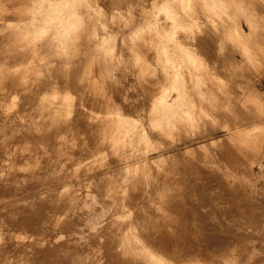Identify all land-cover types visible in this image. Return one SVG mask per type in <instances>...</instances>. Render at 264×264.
I'll list each match as a JSON object with an SVG mask.
<instances>
[{
	"label": "rangeland",
	"instance_id": "obj_1",
	"mask_svg": "<svg viewBox=\"0 0 264 264\" xmlns=\"http://www.w3.org/2000/svg\"><path fill=\"white\" fill-rule=\"evenodd\" d=\"M223 2L206 10L225 34L188 23V64L160 40L195 16L182 9L193 0H0V264H264V0ZM175 76L190 81L179 92ZM178 95L187 105H171Z\"/></svg>",
	"mask_w": 264,
	"mask_h": 264
},
{
	"label": "bare ground",
	"instance_id": "obj_2",
	"mask_svg": "<svg viewBox=\"0 0 264 264\" xmlns=\"http://www.w3.org/2000/svg\"><path fill=\"white\" fill-rule=\"evenodd\" d=\"M69 1H74V0H69ZM191 1V0H190ZM204 3V7H202V5L201 4H203ZM162 4H163V0H160V5H159V10L161 9V7H162ZM235 4H238V2H235ZM192 7L193 8H191V5H185L184 4V6H182L183 8V11L187 14V13H189V11L191 10L192 12H195V16H190L191 17V19H189V18H185V19H183V20H181V22H180V27H178V28H176V30H172L171 32L169 31V33H167L166 31L165 32H161V34H162V38H161V42L162 43H164V44H168V42H170V43H172V44H174L175 45V47L176 48H178V49H180L181 50V53H183L182 54V57H184L185 58V60H186V62H188V64H195V63H197L196 61V56L194 55V53L195 52H191V51H189V49L188 48H185L184 47V44H191V45H193V41L195 40V39H198L199 40V38H197L196 36H192V37H190L189 35H188V32H186L187 30H189L190 28H191V26H189V24L188 23H194V25L196 26V28L199 30V29H203V28H206V29H208L209 30V33H210V36H211V39L213 40V34L214 33H216V30H218V29H220L221 30V32L222 33H224L225 34V31L223 30V24H222V21H220L219 22V19H217V18H214L213 16H212V13H214V12H216V10H219V12L220 11H222V12H226V11H228V8H227V6H226V4L223 2V0H193V3H192ZM207 5V6H206ZM210 8V10L212 11V10H214L212 13L210 12H208V10H206V8ZM53 8L55 9L56 8V6L54 5L53 6ZM256 8V7H255ZM129 10V9H128ZM257 10L259 11V9H258V7H257ZM69 11H71V9H67L66 10V13H64L63 15H59V16H57V15H55V14H53V15H50V19H55V18H61L62 16H67V17H71V16H73V15H75V13H72V14H69ZM133 11V10H132ZM129 12V11H128ZM156 12V11H155ZM130 13H131V11H130ZM133 14H134V12H133ZM185 14V15H186ZM181 15V14H180ZM226 15H231V14H229V13H226ZM157 16V14L155 13L154 15H150V16H148V19H147V24H149V25H151V23H152V20L150 19V18H152V17H156ZM173 16V15H172ZM135 17H136V15H135ZM164 17V18H163ZM117 18V17H116ZM133 18V17H132ZM162 18L163 19H166V17L165 16H162ZM240 18V17H239ZM182 19V18H181ZM46 20H48V19H46ZM116 20V19H115ZM178 20H180V19H178ZM235 20V19H234ZM252 20V19H251ZM114 22V21H113ZM112 22V23H113ZM126 22H128V21H126ZM136 22H138V20L136 21ZM163 22H166V20L164 21L163 20ZM129 25H131L132 24V20H131V22L129 21ZM155 23H156V20H155ZM237 23V22H236ZM138 25V24H137ZM165 25V24H164ZM163 25V23H161V27L162 28H164L165 26ZM170 26V25H169ZM126 27V26H125ZM171 27V26H170ZM170 27H168L167 29H169ZM42 28V27H41ZM121 28V27H120ZM116 29V28H115ZM166 29V30H167ZM122 30V29H121ZM151 30V29H150ZM107 31V30H106ZM117 31V30H116ZM133 31H134V29H133ZM138 32H141L140 30L139 31H136L135 32V34H137L136 35V38H132L133 39V41H131V42H136V43H138L139 45H140V43L142 44L143 42H145L146 40H145V37L143 38V39H141V38H139V34L140 33H138ZM236 32H237V39L238 38H240V37H243V36H246L248 33H246V35H245V32L244 33H242L241 31H239V29L238 28H236ZM107 33V32H106ZM110 34V33H109ZM126 35H127V33H126ZM226 35H228V32L226 33ZM229 35H230V33H229ZM243 35V36H242ZM89 36V35H88ZM125 35H123V37H124ZM146 36V35H145ZM147 37H150V36H148L147 35ZM152 37H153V34H152ZM90 39V38H89ZM113 39V38H112ZM120 39H121V37H120ZM123 39V38H122ZM148 39V38H147ZM167 40H168V42H167ZM151 41H152V38L150 39V43H151ZM94 43V42H93ZM129 43V42H128ZM135 43V44H136ZM147 43V42H146ZM149 43V44H150ZM153 43V42H152ZM151 43V44H152ZM98 44V43H97ZM163 44V49H162V52H163V54L166 56V57H168L169 56V54L171 53V50L170 49H167L166 48V45H164ZM131 45H132V43H131ZM134 45V44H133ZM147 45V44H146ZM87 46V45H86ZM94 46V45H93ZM130 46V45H129ZM141 46V45H140ZM161 46V45H160ZM88 47L90 48V45H88ZM145 48H146V46H144ZM150 47H151V45H150ZM88 48V49H89ZM102 48V47H101ZM140 48V47H139ZM143 48V46L141 47V49ZM86 49V48H85ZM87 49V50H88ZM135 49V48H134ZM138 49V48H137ZM136 50V49H135ZM133 51V53H135L136 55H142V53H143V51H142V53L140 52V51ZM143 50V49H142ZM148 50V49H147ZM147 50H144L145 52L147 51ZM150 50V49H149ZM161 50V49H160ZM98 51V50H97ZM174 53H176V50L174 49V50H172ZM89 52V51H88ZM148 52V51H147ZM150 52V51H149ZM159 52V51H158ZM90 53H91V50H90ZM90 53H89V55H90ZM196 53H198V51H196ZM88 54V53H87ZM96 54V53H95ZM147 54V53H146ZM145 54V55H146ZM180 54V53H179ZM216 54V53H215ZM235 54V53H234ZM92 55H93V53H92ZM99 56H100V54H98ZM97 55V56H98ZM143 56V58H145L146 56ZM149 55V54H148ZM150 55H151V53H150ZM154 54H152V56H153ZM94 56H96V55H94ZM98 56V59L100 58ZM84 57V56H83ZM89 57V56H88ZM101 57H103V56H101ZM105 57H106V55H105ZM94 58V57H93ZM97 58V57H96ZM95 58V59H96ZM104 58V57H103ZM181 58V57H180ZM213 58V57H212ZM85 59V58H84ZM101 59V58H100ZM99 59V60H100ZM146 59V58H145ZM81 60V59H80ZM86 60V59H85ZM98 60V61H99ZM106 59H104V61H105ZM107 60H108V58H107ZM172 60V59H171ZM238 60V59H237ZM50 61V60H49ZM103 61V60H102ZM104 61H103V63H104ZM149 61V60H148ZM52 62H54V61H52ZM93 62V61H92ZM100 62H101V60H100ZM99 62V63H100ZM107 62V61H106ZM105 62V63H106ZM154 62V61H153ZM202 62V61H201ZM211 63V62H210ZM55 64V63H54ZM54 64H52V66L54 65ZM60 64V63H59ZM66 64V63H65ZM86 64V63H85ZM84 64V65H85ZM96 64V63H95ZM97 64H98V62H97ZM104 65V64H103ZM103 65H101V67L103 66ZM256 65V64H255ZM23 66V65H22ZM37 66V65H36ZM62 66V65H61ZM96 66V65H95ZM95 66H94V64H93V66L92 67H94L93 68V73L95 74V72L97 73V71H95L96 69H95ZM140 66V65H139ZM199 66V65H198ZM47 67V66H46ZM56 67H57V65H56ZM87 67V66H86ZM99 67H100V64H99ZM100 67V68H101ZM107 67H109V64H108V66ZM154 67V66H153ZM184 67V66H183ZM215 67V66H214ZM26 68V67H25ZM49 68V67H48ZM97 68H98V66H97ZM100 68H98V69H100ZM110 68V67H109ZM148 68V67H147ZM193 68V67H192ZM218 68V67H217ZM258 68H259V65H258ZM257 68V69H258ZM28 69V68H27ZM50 69V68H49ZM95 69V70H94ZM111 69V68H110ZM109 69V70H110ZM141 69V68H140ZM154 69V68H153ZM172 69V68H171ZM41 70V69H40ZM40 70H39V72H40ZM52 70V69H51ZM80 70V69H79ZM136 70V69H135ZM27 71V70H26ZM91 71V70H90ZM34 72V71H33ZM100 72V71H99ZM103 72V71H102ZM106 72H108V71H106ZM257 72V71H256ZM29 73V72H28ZM90 73H92V72H90ZM17 74V73H16ZM101 74V73H100ZM143 74V73H142ZM190 74V73H189ZM216 74V73H215ZM18 75H20V73L18 74ZM96 75V74H95ZM206 75V74H205ZM138 76V75H137ZM185 76H186V74H185ZM209 76V75H208ZM16 77V76H15ZM23 77H25V76H23ZM29 77V76H28ZM94 77V76H93ZM136 77V76H135ZM178 76H175L174 77V79H173V81H172V88H173V90H175V91H180L182 88L181 87H179L180 85V83H181V81L183 82V83H189L190 81L189 80H186L185 79V81L184 80H179L178 78H177ZM205 77H207V76H205ZM205 77H204V79H205ZM17 78V77H16ZM94 78H96V77H94ZM140 78V77H139ZM142 78V77H141ZM148 78V77H147ZM208 78V77H207ZM206 78V79H207ZM24 79V78H23ZM190 79V78H189ZM202 79V78H201ZM205 79V80H206ZM87 80V79H86ZM97 80V79H96ZM195 80V79H194ZM116 81V80H115ZM13 82H15V81H13ZM18 82V81H17ZM95 82V81H94ZM102 82V81H101ZM206 82V81H205ZM205 82H204V84H205ZM221 82V81H220ZM234 82V81H233ZM59 83V82H58ZM8 84V83H7ZM28 85V84H27ZM61 85V84H60ZM84 85V84H83ZM95 85V84H94ZM94 85H93V87H94ZM169 85V84H168ZM207 85V84H206ZM57 86V85H56ZM58 86H59V84H58ZM96 86V85H95ZM205 86V85H204ZM209 86V85H208ZM83 87V86H82ZM142 87V86H141ZM170 87V86H169ZM84 88V87H83ZM194 88V87H193ZM204 88V87H203ZM153 89V88H152ZM190 89V88H189ZM192 89V88H191ZM207 89H209L208 87H207ZM242 89V88H241ZM40 90V89H39ZM193 90V89H192ZM199 90H201V89H199ZM202 90H204V89H202ZM211 90V89H210ZM80 91V90H79ZM155 91V90H154ZM205 91H206V88H205ZM86 92V91H85ZM91 92V91H90ZM207 92V91H206ZM37 93V92H36ZM35 93V94H36ZM65 93V92H64ZM148 93V92H147ZM192 93V92H191ZM194 93V92H193ZM41 94V93H40ZM39 94V95H40ZM212 94V93H211ZM120 95V94H119ZM148 95V94H147ZM155 95V94H154ZM193 96H196V95H193ZM28 97V96H27ZM41 97V96H40ZM90 97V96H89ZM157 97V96H156ZM254 97V96H253ZM47 98H49V97H47ZM180 98H182V95H178V96H176V98H175V100H174V102L171 104L172 106H174V107H177V106H185V105H187V104H185V103H181V102H179L178 101V99H180ZM252 98V97H251ZM114 100V99H113ZM133 100V99H132ZM137 101V100H136ZM143 101V100H142ZM198 99H197V103H198ZM32 102H34V100L32 101ZM135 102V101H134ZM168 101L166 100V98L164 97V95H161L156 101H155V104H154V107H157V106H159L160 108H162V110H163V112L161 113L163 116L166 114V113H164V110L166 109V107L167 106H169V104L167 103ZM69 103H71L70 101H69ZM11 104V103H10ZM14 104V103H13ZM85 104V103H84ZM111 104V103H110ZM143 104V103H142ZM114 105V104H113ZM139 105H141V104H139ZM149 105V104H148ZM262 105V104H261ZM8 106H9V104H8ZM31 106H32V104H31ZM145 106V105H144ZM151 106V105H150ZM201 106H202V104H201ZM26 107H28V106H26ZM29 107H30V105H29ZM69 107H71V106H69ZM113 107V106H112ZM111 107V108H112ZM21 108V107H20ZM19 108V109H20ZM24 109H25V107H23ZM22 108V109H23ZM109 108V107H108ZM111 108H109V109H111ZM201 108H204V107H201ZM10 109V108H9ZM19 109H18V111L17 112H19ZM57 109V108H56ZM21 110V109H20ZM27 110V109H26ZM26 110H24V111H26ZM64 110V109H63ZM67 110V109H66ZM23 111V112H24ZM57 111V110H56ZM59 112L61 111V110H58ZM135 111V110H134ZM150 111V110H149ZM212 111V110H211ZM21 112V111H20ZM43 112H44V110H43ZM64 112V111H63ZM184 112V113H183ZM9 113V112H8ZM11 113V112H10ZM101 113V112H100ZM121 113V112H120ZM178 113H179V115H180V113H181V115H180V117H184L185 115H183V114H188L187 112H185V111H181V112H179L178 111ZM177 113V114H178ZM209 113V112H208ZM12 114V113H11ZM108 114V113H107ZM112 114H114V113H112ZM117 114H119V113H117ZM211 114H212V112H211ZM14 115V114H13ZM116 115V114H115ZM120 115V114H119ZM127 115V114H126ZM125 115V116H126ZM141 115V114H140ZM183 115V116H182ZM213 115V114H212ZM21 116H22V114H21ZM25 116V114L23 115V117ZM64 116V115H63ZM124 116V117H125ZM146 116V115H145ZM147 116H148V114H147ZM150 116V115H149ZM5 117V116H4ZM10 117H11V115H10ZM42 117H44V113H43V116ZM129 117V116H128ZM131 117V116H130ZM168 117H169V115L167 114V116H166V118H165V120L164 121H167V120H169L168 119ZM216 117V116H215ZM95 118V117H94ZM132 118V117H131ZM151 118V117H150ZM218 118V117H217ZM119 119V118H118ZM8 120V119H7ZM12 120V119H11ZM108 120V119H107ZM147 120H148V118H147ZM103 121V120H102ZM105 121V123H106V120H104ZM163 121V120H162ZM192 121V120H191ZM108 122H111V120L110 121H108ZM192 122H194V120L192 121ZM191 122V123H192ZM9 123V122H8ZM29 123V122H28ZM102 123V122H101ZM116 123V122H115ZM118 123V122H117ZM142 123V122H141ZM205 123V122H204ZM95 124V123H94ZM107 124V123H106ZM130 124V123H129ZM203 124V123H202ZM84 125V124H83ZM141 125V124H140ZM147 125V124H146ZM192 125V124H191ZM142 126V125H141ZM106 127V126H105ZM109 127V126H108ZM117 127V126H116ZM193 127V126H192ZM231 127V126H230ZM142 128H144V127H142ZM106 129V128H105ZM138 129V128H137ZM179 129H181V130H183V131H185V132H187L186 131V127L183 125V124H179ZM100 130V129H99ZM139 130V129H138ZM101 131V130H100ZM108 131V130H107ZM118 131H119V129H118ZM140 131V130H139ZM124 132V131H123ZM182 132V131H181ZM81 133V132H80ZM97 133V132H96ZM95 133V134H96ZM112 133V132H111ZM177 133V132H176ZM184 133V132H183ZM62 134V133H61ZM104 134V133H103ZM115 134H116V132H115ZM115 134H113V136L115 135ZM132 134V133H131ZM186 134V133H185ZM262 134V133H261ZM58 135V134H57ZM79 135V134H78ZM142 135V134H141ZM235 135V134H234ZM233 135V136H234ZM96 136V135H95ZM121 136V138H122V135H120ZM133 136H134V133H133ZM183 136V135H182ZM201 136V135H200ZM60 137V136H59ZM64 137V136H63ZM70 137V136H69ZM191 137H193V136H191ZM104 138H106V137H104ZM189 138H190V136H189ZM55 139V138H54ZM59 139V138H58ZM62 139H64V138H62ZM83 139H84V137H83ZM99 139V138H98ZM103 139V138H102ZM108 139V138H107ZM117 139H119V136H118V138ZM177 139V138H176ZM38 140V139H37ZM89 140V139H88ZM194 140H195V138H194ZM213 139H210L209 140V144L212 142H214V141H212ZM61 141V140H60ZM116 141V140H115ZM211 141V142H210ZM35 142H36V140H35ZM54 142V141H53ZM62 142V141H61ZM124 142V141H123ZM141 142V141H140ZM207 142V141H206ZM59 143V142H58ZM121 143V142H120ZM136 143V142H135ZM183 143V142H182ZM192 143V142H191ZM203 143V142H202ZM119 144V143H118ZM205 144V143H204ZM38 145V144H37ZM63 145V144H62ZM136 145V144H135ZM143 145V144H142ZM141 145V146H142ZM211 145V144H210ZM3 146V145H2ZM126 146V145H125ZM131 146H134V145H131ZM138 146V145H137ZM199 146V145H198ZM201 146H205V145H201ZM251 146V145H250ZM4 147V146H3ZM18 147H19V145H18ZM30 147V146H29ZM33 147V146H32ZM39 147V146H38ZM63 147V146H62ZM109 147V146H108ZM192 147V146H191ZM0 148H2V147H0ZM23 148V147H22ZM39 148H41V147H39ZM114 148V147H113ZM116 148V147H115ZM126 148V147H125ZM124 148V149H125ZM128 148V147H127ZM13 149V148H12ZM20 149V148H19ZM119 149V148H118ZM131 150H132V148H130ZM189 149H190V147L188 148V150L187 151H189ZM192 149V148H191ZM201 149H202V147H201ZM204 149H206V148H204ZM3 149H1V151H2ZM38 150V149H37ZM112 152L114 151V150H112V149H110ZM140 150H142V149H140ZM177 150V149H176ZM207 150V149H206ZM23 151V150H22ZM21 151V152H22ZM27 151H28V148H27ZM40 151V150H39ZM107 149H106V153H107ZM202 151V150H201ZM204 151V150H203ZM258 151V150H257ZM12 153H13V151H11ZM37 152V151H36ZM35 152V153H36ZM41 152H42V150H41ZM46 152V151H45ZM110 152V151H109ZM114 152H117V150L116 151H114ZM113 152V153H114ZM121 152V151H120ZM20 153V152H19ZM29 153V152H28ZM39 154H40V152H38ZM137 153H139V152H137ZM162 153V152H161ZM190 153V152H189ZM259 153V152H258ZM135 154V153H134ZM141 154V153H140ZM193 154V153H192ZM199 154V153H198ZM25 155V154H24ZM28 155V154H27ZM44 155V154H43ZM108 155H109V153H108ZM116 155V154H115ZM124 155V154H123ZM127 155V154H126ZM208 155V154H207ZM11 156V155H10ZM18 156V155H17ZM21 156V155H20ZM29 156V155H28ZM45 156V155H44ZM117 156V155H116ZM131 156V155H130ZM136 156H138V154L136 155ZM193 156V155H192ZM229 156V155H228ZM30 157H32V156H30ZM30 157H29V159H30ZM103 157V156H102ZM118 157H119V154H118ZM121 157V156H120ZM124 157V156H123ZM140 157V156H139ZM194 157H196V156H194ZM216 157V156H215ZM12 158V157H11ZM16 158V157H15ZM21 158V157H20ZM26 158V157H25ZM28 158V157H27ZM37 158V157H36ZM129 158V157H128ZM132 158H133V155H132ZM136 158V157H135ZM159 158V157H158ZM157 158V159H158ZM198 158V157H197ZM254 158V157H253ZM23 159V158H22ZM32 159V158H31ZM83 159V158H82ZM81 159V160H82ZM104 159H105V157H104ZM131 159V158H130ZM140 159V158H139ZM143 159V158H142ZM206 159V158H205ZM6 160V159H5ZM21 160V159H20ZM34 160V159H33ZM97 160V159H96ZM8 161V160H7ZM17 161V160H16ZM23 161V160H22ZM26 161H28V160H26ZM26 161H24V162H26ZM30 161V160H29ZM28 161V162H29ZM42 161V160H41ZM78 161V160H77ZM99 161V160H98ZM162 161V160H161ZM206 161V160H205ZM33 162V161H32ZM40 162V161H39ZM38 162V163H39ZM96 162V161H95ZM107 162V161H106ZM130 162H132V161H130ZM134 162V161H133ZM203 162V161H202ZM9 163V162H8ZM27 163V162H26ZM41 163V162H40ZM118 163V162H117ZM128 163V162H127ZM138 163V162H137ZM136 163V164H137ZM147 163V162H146ZM108 164V163H107ZM158 164H159V162H158ZM164 164V163H163ZM166 164V163H165ZM34 165V164H33ZM105 165V164H104ZM140 165V164H139ZM260 165V164H259ZM81 166V165H80ZM135 166V165H134ZM152 166V165H151ZM6 167V166H5ZM110 167V166H109ZM131 167V166H130ZM149 167V166H148ZM159 167V166H158ZM14 168V167H13ZM16 168V167H15ZM77 168V167H76ZM139 168V167H138ZM141 168V167H140ZM12 169V168H11ZM83 169V168H82ZM113 169H114V167H113ZM153 169H154V167H153ZM163 169V168H162ZM76 170H78V169H76ZM80 170V169H79ZM85 170V169H84ZM121 170V169H120ZM129 170V169H128ZM133 170V169H132ZM158 170V169H157ZM165 170V169H164ZM118 171V170H117ZM148 171V170H147ZM160 171V170H159ZM77 172V171H76ZM114 172V171H113ZM135 172V171H134ZM154 172V171H153ZM2 173H4V172H2ZM78 173H79V171H78ZM77 173V174H78ZM95 173V172H94ZM129 173V171L127 172V174ZM130 173H131V171H130ZM136 173V172H135ZM133 174V175H136L137 173H138V170H137V173L136 174ZM152 173V172H151ZM159 173V172H158ZM82 174V173H81ZM91 174V173H90ZM113 174V173H112ZM73 175V174H72ZM78 175H80V174H78ZM87 175V174H86ZM120 175V174H119ZM123 175V174H122ZM138 175V174H137ZM140 175V174H139ZM88 176V175H87ZM131 176V175H130ZM150 176V175H149ZM158 176V175H157ZM82 177H85L84 175L82 176ZM81 177V178H82ZM129 177V176H128ZM132 177H136V176H132ZM132 177H129V178H131L132 180H134ZM140 177V176H139ZM143 177V176H142ZM159 177V176H158ZM179 177V176H178ZM121 179H122V177H120ZM125 178H127V176H125ZM129 178L128 179H126V180H128L129 181ZM175 178V177H174ZM1 179V178H0ZM93 179H94V177H93ZM101 179V178H100ZM106 179H108V177H106ZM123 179H124V177H123ZM140 178H138L137 180H139ZM200 179V178H199ZM221 179V178H220ZM115 180V179H114ZM117 180H119V178L117 179ZM125 180V181H126ZM131 180V181H132ZM136 180V179H135ZM150 180V179H149ZM172 180V179H171ZM215 180V179H214ZM107 181V180H106ZM109 181V180H108ZM180 181V180H179ZM205 181H206V179H205ZM111 182V181H110ZM121 184H120V187L122 186V184L124 183V181H123V183H122V181H119ZM119 182H117V184L119 185ZM136 182V181H135ZM138 182V184L139 183H141V182H139V181H137ZM96 183V182H95ZM131 183V182H130ZM181 183V182H180ZM127 184V183H126ZM131 184H133V183H131ZM131 184H130V186L129 187H131ZM137 184V185H138ZM179 184V183H178ZM55 185V183L53 184V186ZM94 185V184H93ZM125 185V184H124ZM52 186V187H53ZM56 186V185H55ZM54 186V187H55ZM102 186V185H101ZM113 186V185H112ZM51 187V186H50ZM49 187V188H50ZM72 187V186H71ZM95 187V186H94ZM96 187H98L97 185H96ZM108 187V186H107ZM126 187V186H125ZM215 187V186H214ZM2 188V187H1ZM122 188H124V187H122ZM128 188V187H127ZM134 188H135V185H134ZM137 188V187H136ZM151 188V187H150ZM45 189V188H44ZM107 189V188H106ZM118 189H120V188H118ZM141 189V188H140ZM152 189H154V188H152ZM151 189V190H152ZM99 190V189H98ZM122 190V189H121ZM126 190H128V189H126ZM150 190V191H151ZM62 191H63V189H62ZM114 191V190H113ZM133 191V190H132ZM131 191V192H132ZM1 192V191H0ZM40 192V191H39ZM51 192H53V191H50V193ZM102 192V191H101ZM112 192V190L110 191V193ZM116 192H120V191H118V190H115V192H113L114 194L116 193ZM127 192V191H126ZM129 192H130V190H129ZM48 193V192H47ZM55 193V192H54ZM58 193V192H57ZM132 193H134V192H132ZM59 194V193H58ZM90 194V193H89ZM99 194H102V193H99ZM117 194V193H116ZM135 194V193H134ZM134 194H132V195H134ZM180 194V193H179ZM237 194H239V192L237 193ZM47 195H49V194H47ZM52 195V194H51ZM54 195V194H53ZM98 195V194H97ZM105 195V194H104ZM108 195V194H107ZM129 195V194H128ZM131 195V193H130V197L132 196ZM136 195V194H135ZM27 196V195H26ZM58 196V195H57ZM90 196H91V194H90ZM89 196V197H90ZM103 196V195H102ZM110 196H111V194H110ZM109 195H108V197H110ZM117 196H120V195H117ZM34 197V196H33ZM40 197V196H39ZM44 197H46V196H44ZM107 197V196H106ZM107 197V198H108ZM51 198V197H50ZM54 198V197H53ZM115 198V197H114ZM114 198H112V199H114ZM134 198H135V196H134ZM35 199V198H34ZM40 199V198H39ZM133 198H131V200H132ZM28 200V199H27ZM47 200V199H46ZM71 200V199H70ZM74 200V199H73ZM106 200V199H105ZM118 200H120L119 198H118ZM130 200V201H131ZM188 200V199H187ZM36 201H37V199H36ZM49 201V200H48ZM109 201V200H108ZM112 201V200H111ZM28 202H29V200H28ZM38 202V201H37ZM43 202V201H42ZM116 202H118V201H116ZM32 203V202H31ZM30 203V204H31ZM34 203H35V201H34ZM51 203V202H50ZM155 203V202H154ZM25 204V203H24ZM67 204V203H66ZM242 204V203H241ZM33 205H35V204H33ZM43 205H44V203H43ZM227 205V204H226ZM7 206V205H6ZM9 206V205H8ZM25 206V205H24ZM42 206V205H41ZM116 205L114 204V207H115ZM231 206V205H230ZM36 207V206H35ZM8 208V207H7ZM15 208V207H14ZM32 208H34V207H32ZM38 208V207H37ZM47 208V207H46ZM64 208V207H63ZM68 208V207H67ZM119 208H120V206H119ZM118 208V209H119ZM122 208V207H121ZM230 208V207H229ZM262 208H264V207H262ZM10 209V208H9ZM16 209V208H15ZM116 209V208H115ZM4 210V209H3ZM12 210V209H11ZM28 210V209H27ZM38 210V209H37ZM117 210V209H116ZM121 210V209H120ZM247 210V209H246ZM21 211V210H20ZM32 211V210H31ZM63 211V210H62ZM252 211V210H251ZM261 211V210H260ZM73 212V211H72ZM3 213V212H2ZM1 213V214H2ZM19 213V212H18ZM48 213V212H47ZM60 213V212H59ZM116 213V212H115ZM185 213V212H184ZM24 214V213H23ZM29 214V213H28ZM84 214V213H83ZM186 214V213H185ZM260 214V213H259ZM43 215V214H42ZM62 215V214H61ZM74 215V214H73ZM152 215V214H151ZM181 215V214H180ZM251 215V214H250ZM5 216V215H4ZM83 216V215H82ZM186 216V215H185ZM60 217V216H59ZM256 217H257V215H256ZM54 218H57V217H53V219ZM5 219H8V218H6L5 217ZM19 219V218H18ZM38 219V218H37ZM43 219V218H42ZM12 220H14V219H12ZM29 221V220H28ZM42 221V220H41ZM55 221V220H54ZM53 221V222H54ZM259 220H256V222H258ZM19 222V221H18ZM44 222V221H43ZM51 222H52V220H51ZM52 222V223H53ZM28 223V222H27ZM259 223V222H258ZM262 223H264V222H262ZM3 224V223H2ZM4 224H6V223H4ZM261 224V223H260ZM19 225V224H18ZM17 225V226H18ZM37 225V224H36ZM9 226V225H8ZM20 226V225H19ZM25 226V225H24ZM110 226V225H109ZM108 226V227H109ZM116 226V225H115ZM205 226V225H204ZM6 227V226H5ZM50 227V226H49ZM165 227V226H164ZM203 227V226H202ZM259 227V226H258ZM36 228H37V226H36ZM52 228V227H51ZM207 228V227H206ZM30 229V228H29ZM112 229V228H111ZM3 230V229H2ZM31 230V229H30ZM109 230V229H108ZM260 230V229H259ZM44 231V230H43ZM45 231H47V230H45ZM7 232H8V230H7ZM73 232V231H72ZM109 232V231H108ZM19 233V232H18ZM182 233V232H181ZM113 234V233H112ZM3 235V234H2ZM186 235V234H185ZM188 235V234H187ZM218 235V234H217ZM212 236H214V234L212 235ZM211 236V237H212ZM220 236V235H219ZM223 236V235H222ZM19 237H21V236H19ZM99 237V236H98ZM104 237H106V235L104 236ZM183 237H185V236H183ZM188 237V236H187ZM192 237V236H191ZM191 237H189V238H191ZM216 237V236H215ZM218 237V236H217ZM114 238V237H113ZM112 238V239H113ZM194 238V237H193ZM205 238V237H204ZM209 238V237H208ZM213 238V237H212ZM220 238V237H219ZM56 239V238H55ZM66 239V238H65ZM116 239V238H115ZM165 239V238H164ZM198 239V238H197ZM218 239V238H217ZM224 238H222L221 240H223ZM98 240H100V238H98ZM104 240H105V238H104ZM114 240V239H113ZM213 240V239H212ZM73 241V240H72ZM112 241V240H111ZM215 241H217V240H215ZM224 241V240H223ZM222 241V242H223ZM226 241V240H225ZM231 241V240H230ZM13 242V241H12ZM66 242H67V240H66ZM98 242V241H97ZM110 242V241H109ZM114 242H115V240H114ZM156 242V241H155ZM167 242V241H166ZM175 242V241H174ZM189 242V241H188ZM205 242H207V241H204V243ZM51 243V242H50ZM63 243V242H62ZM68 243H69V241H68ZM73 243V242H72ZM99 243H101V240H100V242ZM165 243V242H164ZM169 244H170V242H168ZM168 243H166V244H168ZM218 243V242H217ZM224 243V242H223ZM110 244H114L113 242L112 243H110ZM109 244V245H110ZM153 244V243H152ZM180 244V243H179ZM185 244V243H184ZM208 244V243H207ZM227 244V243H226ZM6 245V244H5ZM20 245V244H19ZM78 245V244H77ZM76 245V246H77ZM115 245V244H114ZM175 245V244H174ZM210 245V244H209ZM17 246V245H16ZM101 246V245H100ZM99 246V248H101ZM112 246V245H111ZM169 246V245H168ZM180 246V245H179ZM219 246V245H218ZM224 246V245H223ZM78 247V246H77ZM76 247V248H77ZM80 247H82V246H80ZM80 247H78V248H80ZM87 247V246H86ZM91 247H93V246H91ZM98 247V246H97ZM104 247V246H103ZM113 247V246H112ZM111 247V248H112ZM170 247V246H169ZM208 247V246H207ZM66 248V247H65ZM68 248H71V246L70 247H68ZM68 248L66 249V250H68ZM73 248V247H72ZM72 248H71V250H72ZM75 248V247H74ZM76 248H75V252H76ZM84 248H85V246H84ZM110 248V249H111ZM170 248H172V247H170ZM182 248V247H181ZM2 249V248H1ZM108 249V248H107ZM74 250V249H73ZM82 250H84L83 248L82 249H79V251H82ZM90 250V249H89ZM89 250H88V252H89ZM171 250H173V249H171ZM52 251V250H51ZM70 251V250H69ZM78 251V249H77V252H79ZM86 251L87 250H84V252L86 253ZM96 251V250H95ZM77 252H76V255H77ZM88 252L85 254L84 253V255L86 256L87 254H88ZM92 252V251H91ZM114 252V251H113ZM39 253V252H38ZM51 253V252H50ZM108 253V252H107ZM175 253H177V252H175ZM72 254V253H71ZM74 254V253H73ZM72 254V255H73ZM81 254V253H80ZM100 254V253H99ZM109 254H112V252H109ZM66 255H67V253H66ZM75 255V254H74ZM83 255V254H82ZM91 255V254H90ZM108 254H106V256H107ZM115 254H112L111 256H114ZM172 255V254H171ZM175 255V254H174ZM57 256V255H56ZM64 256V255H63ZM69 256H70V253H69ZM68 256V257H69ZM78 256V255H77ZM79 256H81V255H79ZM78 256V257H79ZM85 256H82V257H85ZM106 256H104V258L106 259ZM108 256H110V255H108ZM176 256V255H175ZM195 256V255H194ZM53 257H54V255H53ZM65 258H66V256H64ZM63 257V258H64ZM101 259H103L102 258V256H99ZM118 257V256H117ZM189 257H190V255H189ZM46 258V257H45ZM69 258H71V257H69ZM72 258H73V256H72ZM71 258V259H72ZM86 258V257H85ZM90 258V257H89ZM96 258H97V256H96ZM111 258H113V257H111ZM115 258H116V256H115ZM173 258H176V261H173V262H175V264H176V262H178L177 260V258H179L180 259V257H173ZM192 258H193V256H192ZM88 259V258H87ZM105 259L103 260V262L105 261ZM107 259H108V257H107ZM107 259H106V261H105V263L107 262ZM122 259V258H121ZM64 260V259H63ZM68 260H70V259H68ZM97 260V259H96ZM109 260H110V258H109ZM115 260V259H114ZM118 260H120V256H119V258H118ZM173 260V259H172ZM193 260H194V258H193ZM197 260V259H196ZM256 260V259H255ZM258 260V259H257ZM53 261V260H52ZM112 261V260H111ZM117 261V260H116ZM186 262H187V260H185ZM195 261V260H194ZM262 261V260H261ZM46 262V261H45ZM57 262V261H56ZM124 262H125V260H124ZM193 262V261H192ZM191 262V263H192ZM196 262H198V260L196 261ZM53 263V262H52ZM64 263V262H63ZM70 263V262H69ZM90 263H92L93 264V262H90ZM105 263H103V264H105ZM116 263H118V261L116 262ZM121 263V262H120ZM120 263H118V264H120ZM127 263H128V261H127ZM185 263V262H184ZM188 263H190V262H188ZM187 263V264H188ZM199 263V262H198ZM59 264V263H58ZM68 264V263H67ZM112 264V263H111ZM122 264V263H121ZM181 264H182V262H181Z\"/></svg>",
	"mask_w": 264,
	"mask_h": 264
}]
</instances>
